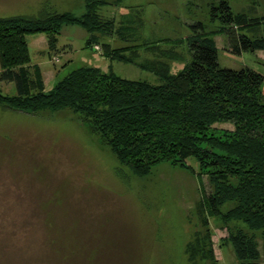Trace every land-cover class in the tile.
<instances>
[{
	"label": "rangeland",
	"instance_id": "rangeland-1",
	"mask_svg": "<svg viewBox=\"0 0 264 264\" xmlns=\"http://www.w3.org/2000/svg\"><path fill=\"white\" fill-rule=\"evenodd\" d=\"M105 1L101 16L114 18L117 25L122 15L135 21L140 36L136 40L99 39L129 62H110L86 47V32L70 25L58 35L57 55L50 53L44 33L26 36L29 62L23 44L7 46L29 80L38 82L39 70L47 92L73 69L106 70L111 65L122 78L157 84L153 69L164 65L176 74L190 61L186 38L197 23L216 41L221 68L246 66L264 75V51L231 55L226 34L210 15L212 5L226 1L234 13L245 16L243 33L259 36L264 23L253 24L264 22V0ZM54 12L80 15L83 3L0 0V19L39 18ZM9 58L10 54L5 64ZM0 95H16L14 84L0 82ZM215 127L233 128L229 123ZM209 170L197 174V168L190 171L160 162L139 178L119 163L92 125L71 110L20 112L0 103V264H208L201 254L190 258L186 252L193 244L191 252L198 253L197 233L200 241L209 236L218 262L239 264L230 234L247 230L261 253L264 231H249L240 222L210 213L204 215L203 226L198 206L212 193ZM231 207L232 203L221 206V214Z\"/></svg>",
	"mask_w": 264,
	"mask_h": 264
},
{
	"label": "trees",
	"instance_id": "trees-1",
	"mask_svg": "<svg viewBox=\"0 0 264 264\" xmlns=\"http://www.w3.org/2000/svg\"><path fill=\"white\" fill-rule=\"evenodd\" d=\"M81 1L80 15L54 12L39 18L0 19V82L13 83L16 90L14 96L0 95V103L20 112L71 110L90 123L119 163L139 178L160 162L190 171L197 168V174L213 169L207 172L212 193L198 206L203 226L207 225L204 215L210 213L240 222L249 231H264V75L246 66L221 68L216 41L197 23L186 38L190 61L176 74L164 65L153 69L157 84L122 78L111 65L106 70L83 66L45 92L40 71L35 72L38 82L29 80L27 70L22 71L7 46L23 44L29 62L26 36L44 33L50 53L57 55L61 30L76 25L87 34L86 47L110 62H129L99 39L117 37L126 42L140 37L133 18L122 15L117 25L114 18L100 15L107 1ZM210 15L228 38V53L264 51V33L253 37L243 33L245 16L234 13L226 1L212 5ZM259 23L264 22L257 20L253 26ZM222 123L233 128L218 130L215 125ZM226 203L232 207L222 215L220 207ZM228 240L239 264H264V247L260 253L253 234L238 229ZM196 242L198 253L191 252L193 244L187 245L190 258L201 254L208 264H223L215 259L209 236L200 241L197 233Z\"/></svg>",
	"mask_w": 264,
	"mask_h": 264
},
{
	"label": "built area",
	"instance_id": "built-area-1",
	"mask_svg": "<svg viewBox=\"0 0 264 264\" xmlns=\"http://www.w3.org/2000/svg\"><path fill=\"white\" fill-rule=\"evenodd\" d=\"M95 49H96V50H98V51H100V48H99V47H97V46L95 47Z\"/></svg>",
	"mask_w": 264,
	"mask_h": 264
}]
</instances>
